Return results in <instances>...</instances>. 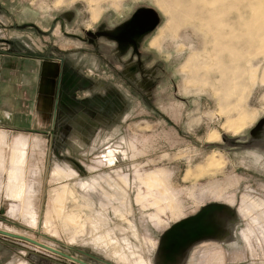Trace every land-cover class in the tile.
<instances>
[{
    "label": "rangeland",
    "instance_id": "obj_1",
    "mask_svg": "<svg viewBox=\"0 0 264 264\" xmlns=\"http://www.w3.org/2000/svg\"><path fill=\"white\" fill-rule=\"evenodd\" d=\"M0 38L1 56L54 70L45 116L34 110L38 95L18 99L17 116H34L36 129L0 130L1 231L87 264H173L172 253L179 264L186 249L167 247V234L187 222L197 240L232 232L227 264H264V0H0ZM21 141L33 224L6 194ZM158 171L164 197L141 184ZM89 176L104 192L80 190ZM112 183L126 192L122 203ZM62 187L75 191L66 211L82 229L54 214ZM252 201L263 206L242 214ZM215 208L231 209L218 214L227 227L212 224ZM216 251L200 248L198 264ZM0 264L76 263L0 235Z\"/></svg>",
    "mask_w": 264,
    "mask_h": 264
},
{
    "label": "crops",
    "instance_id": "obj_2",
    "mask_svg": "<svg viewBox=\"0 0 264 264\" xmlns=\"http://www.w3.org/2000/svg\"><path fill=\"white\" fill-rule=\"evenodd\" d=\"M40 66L36 65L35 62H31V60H26L22 64L18 58L14 55H0V130L6 132H12L16 128H23L28 125H31L36 129L37 122L36 118L32 115H27V119H22L20 116H17V110L20 106V94L25 93V99H31V96L34 95V99L37 95L40 97L35 101L39 104V110L36 108V103L34 110L35 112H39V114H47L48 108L50 107L48 103L51 104V97L53 95V77L54 70L49 69L48 67L39 68ZM39 75V76H38ZM22 79L26 81V83L22 82ZM47 107H45V106ZM44 115V116H45ZM30 128V127H29ZM7 134V133H6ZM8 138L9 135L7 134ZM18 139V138H17ZM16 142V139L13 143ZM28 144V142H27ZM28 147L26 148V150ZM28 167V166H27ZM110 181V179H109ZM208 212L215 211V213L210 214L214 216V221L212 224L218 227H227V221L225 218H219L218 214L223 213L228 215L231 212V209H221L215 208L213 210L207 209ZM209 213H205L208 215ZM200 221L194 219L191 224L194 227L198 226ZM207 223V222H206ZM208 224V223H207ZM209 225V224H208ZM202 227L204 231V235L211 236L207 225H203ZM211 226V225H210ZM211 230V229H210ZM207 232V233H206ZM228 230H222L218 234H213L211 238L206 237L205 239H196L197 235L191 237L192 234L189 233L187 235V239L183 242L175 245L173 242L168 243L167 247L171 249H186V253L184 255L183 260H179V264H185L189 262L190 264H198L200 263V257L198 254V250L202 247H210V248H220V251L208 253L209 256V264H227V252L223 248H228L229 240H232L231 235L227 233ZM196 234V231L194 235ZM203 234V233H201ZM228 234V235H227ZM161 246V243H159ZM163 248H165L163 246ZM170 249V250H171ZM167 262V260H165ZM169 262L176 264V255L175 253L170 256Z\"/></svg>",
    "mask_w": 264,
    "mask_h": 264
},
{
    "label": "bare ground",
    "instance_id": "obj_3",
    "mask_svg": "<svg viewBox=\"0 0 264 264\" xmlns=\"http://www.w3.org/2000/svg\"><path fill=\"white\" fill-rule=\"evenodd\" d=\"M20 145L22 146V148L13 149L12 152H11V156L9 158V161H10V172L8 173L9 181H8L7 186H6V194H7V198L8 199H10L11 201H13V202H15L17 204L18 203L21 204V206H20L21 207V209H20L21 215H23L25 218L29 219L31 221V223L33 224L36 221V213L33 210V207H32L31 201H30V197L28 196L27 186L25 184V178H24L26 161H27L26 157H25V154H23L24 153L23 152V148L25 147V142L21 141ZM3 146H6V141H5L4 135L0 133V147H3ZM109 160L111 162L112 158H110ZM2 163H3V152L0 149V169L1 168L3 169ZM163 172L162 171H158V172H155V173L151 172V173L146 174L145 177L142 178L141 184L143 186H145V188L148 191L156 189L160 194H162V197H164L165 196L164 194L166 193L165 189H167V188H166V185H165L164 173ZM54 175L57 176L58 180L67 179L68 178L65 175V172H63L62 169H56V173ZM116 177H117L116 179L118 181H122L123 179H125V178H123V176H122L123 179H121V177L119 175H117ZM116 183H118V182H116ZM116 183H112V185L114 187H111L112 185L109 184L110 187L113 189V191H114V188H115V194H114L115 197H113V195H112V196H110V198L113 197L114 200L120 201L122 203V199L126 197V192L124 191V189L122 190L121 187L118 184H116ZM78 185H79L80 190L84 191V193L93 192V191H96L97 188L98 189L101 188L100 184H99V180L97 178H94V177L81 179L79 181ZM64 187H62L60 190H58L56 192V194H55V197H54V200H53V202H54L53 203L54 214H55L56 217H59L60 219L64 220L65 224H69V223L74 224L75 223V224L78 225V228L82 229V227L85 226V225H83V223L80 222V221L84 222V220H81L80 219L81 217H79L77 214L69 213L70 211L69 212L66 211L68 203H71L72 200H74V192L75 191H73V190L71 191L69 187H66V188H64ZM168 189H169V187H168ZM169 191H170V189H169ZM103 192H104V190H103ZM145 197L146 196H144L142 194H139L137 196V198H136V201H137L136 203H139V202L143 201ZM84 201H86V200H84ZM172 203L174 204V202H172ZM77 204H79V203H77ZM69 205H71V204H69ZM139 206H140V204H139ZM262 206H263V203H257V202L254 203L253 202V203L249 204V207L245 206L244 209H241L240 211H241L242 214H245L246 216H248V215H251L252 210L256 211V209L258 210ZM170 210L171 209H169V211ZM162 212H164V210ZM172 212H174V211L172 210ZM119 214H121V213H119ZM156 216H158V215H156ZM158 217H157V219H158ZM51 218L52 217H50L49 215L47 216L45 225L49 224ZM160 222H159V224H160ZM156 223H157V221H156ZM186 223H182V224L176 225L175 227H173L168 232L167 237H168V240L170 242H173L175 245H177V244H179V243H181V242H183L184 240L187 239V227H188V225ZM45 225H44V227H45ZM105 236H107V235H105ZM106 239H107V237H106ZM136 264H146V262H144L143 260L139 259Z\"/></svg>",
    "mask_w": 264,
    "mask_h": 264
},
{
    "label": "water",
    "instance_id": "obj_4",
    "mask_svg": "<svg viewBox=\"0 0 264 264\" xmlns=\"http://www.w3.org/2000/svg\"><path fill=\"white\" fill-rule=\"evenodd\" d=\"M147 13L150 14L152 19H154V22H157V20L155 19V16L153 15V13L151 11H147ZM0 235L28 242V243L33 244L35 246L41 247L42 249H44V250H46L48 252H51L53 254H56V255H58L60 257L65 258V259H67L69 261H72V262H74L76 264H87V263H84L83 261L75 259V258H73L71 256H68V255H66V254H64V253H62L60 251H57V250H55V249H53L51 247L45 246L43 244H40V243H38V242H36L34 240H31L29 238H26V237H23V236H20V235H15V234H12V233H9V232H6V231H1V230H0Z\"/></svg>",
    "mask_w": 264,
    "mask_h": 264
},
{
    "label": "flooded vegetation",
    "instance_id": "obj_5",
    "mask_svg": "<svg viewBox=\"0 0 264 264\" xmlns=\"http://www.w3.org/2000/svg\"><path fill=\"white\" fill-rule=\"evenodd\" d=\"M141 20H143V19H141ZM139 26L138 27H140V26H142V23H140L139 22ZM145 27H147V25H149V23L148 24H143ZM144 26H142L143 28H144ZM0 40H3V41H5L3 38H0ZM4 44V43H3ZM108 160V162H109V164L110 165H113V164H115V162L117 161V157H116V154H113V153H111L110 151H109V154L107 155V157H106ZM110 158H112V161L110 162ZM89 177H94V178H97L98 179V177H96V176H89ZM89 177H87V178H89ZM85 179V178H84ZM99 184H100V182H99Z\"/></svg>",
    "mask_w": 264,
    "mask_h": 264
}]
</instances>
